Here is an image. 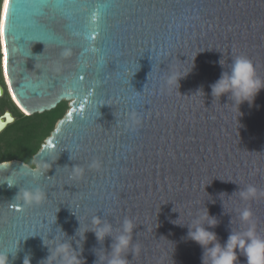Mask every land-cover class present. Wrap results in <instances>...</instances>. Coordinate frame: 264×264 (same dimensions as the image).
Listing matches in <instances>:
<instances>
[{"label": "water", "instance_id": "obj_1", "mask_svg": "<svg viewBox=\"0 0 264 264\" xmlns=\"http://www.w3.org/2000/svg\"><path fill=\"white\" fill-rule=\"evenodd\" d=\"M4 1L0 264H264V0Z\"/></svg>", "mask_w": 264, "mask_h": 264}, {"label": "trees", "instance_id": "obj_2", "mask_svg": "<svg viewBox=\"0 0 264 264\" xmlns=\"http://www.w3.org/2000/svg\"><path fill=\"white\" fill-rule=\"evenodd\" d=\"M8 97L0 98V112L11 110L15 121L0 134V162L20 160L35 168L34 156L66 114L68 107L62 102L52 111L27 116Z\"/></svg>", "mask_w": 264, "mask_h": 264}, {"label": "flooded vegetation", "instance_id": "obj_3", "mask_svg": "<svg viewBox=\"0 0 264 264\" xmlns=\"http://www.w3.org/2000/svg\"><path fill=\"white\" fill-rule=\"evenodd\" d=\"M0 54H1V50H0ZM1 59H2V56L0 55V78H1V82L2 84L4 85V79H3V71H2V63H1ZM0 82V83H1ZM8 95L7 93L5 94V96ZM9 98V97H8ZM10 99V98H9ZM11 100V99H10ZM8 110H5L3 112H0V118L3 117L5 115V113L7 112ZM9 112V111H8ZM15 117V116H14Z\"/></svg>", "mask_w": 264, "mask_h": 264}, {"label": "bare ground", "instance_id": "obj_4", "mask_svg": "<svg viewBox=\"0 0 264 264\" xmlns=\"http://www.w3.org/2000/svg\"><path fill=\"white\" fill-rule=\"evenodd\" d=\"M3 4L4 5H3V10H2V23H3V16H4V12H5V7H6V4H7V0H5ZM2 50H3V52L5 51L4 44H3V40H2ZM2 57L5 58L4 53L2 54Z\"/></svg>", "mask_w": 264, "mask_h": 264}, {"label": "rangeland", "instance_id": "obj_5", "mask_svg": "<svg viewBox=\"0 0 264 264\" xmlns=\"http://www.w3.org/2000/svg\"><path fill=\"white\" fill-rule=\"evenodd\" d=\"M0 6H1V4H0ZM0 82H1V78H0ZM63 103H65L67 105L68 109H69V102L63 101ZM8 111L11 112L12 115L14 116V113L11 110H8Z\"/></svg>", "mask_w": 264, "mask_h": 264}]
</instances>
